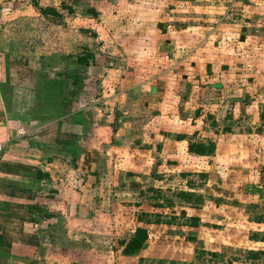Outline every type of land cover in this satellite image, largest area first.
Segmentation results:
<instances>
[{"label": "rangeland", "instance_id": "1", "mask_svg": "<svg viewBox=\"0 0 264 264\" xmlns=\"http://www.w3.org/2000/svg\"><path fill=\"white\" fill-rule=\"evenodd\" d=\"M40 3L56 13L27 9L9 16L0 30V39L9 42L0 47L11 59L9 86L17 92L8 93L11 100L13 94L17 99L21 92L36 90L22 97L27 100L33 94L40 107L59 101L64 108L74 104L88 113L90 127L128 121L132 137L115 152L116 142L106 137L104 158L94 160L92 167L98 166L99 172L92 170L80 193L86 177L78 171L81 180L72 183L69 195L81 198L68 197V207L61 201L55 207L56 190L46 191V202L38 210L45 221L35 241L25 245L36 248L10 264H264V240H258L264 237V0L217 4L216 24L225 31L233 29L242 40L235 39L233 62L219 69L222 76L216 81L229 89L233 83L244 94L239 91L227 98L222 90L217 95L222 101L212 107L206 92L215 79L213 69L206 66L194 83L186 70L189 81L173 76L171 70L179 68L164 47L166 39L177 38L179 29L200 26L202 32L194 41L200 40V47L197 42L192 51L195 64L204 70L208 52L201 43L208 41L212 30L207 28L215 23L213 0ZM239 26L246 27L241 29L245 37ZM244 38L241 48L238 42ZM83 53L90 56L78 63ZM17 59H24L25 69ZM184 68L190 69L188 64ZM225 74L230 76L226 79ZM152 85L170 90L166 98H159V111L142 104ZM195 85L204 91L193 92V98ZM204 98L201 111L194 114L193 102ZM227 99L235 104L230 113ZM175 108L186 112L179 109L175 115ZM184 135L212 141L213 158L186 157L184 141L176 151L171 148L172 153L161 151L163 138ZM184 192L187 199L180 195ZM191 217L194 225L188 223ZM136 227L146 230L143 246L133 255H123L122 242Z\"/></svg>", "mask_w": 264, "mask_h": 264}, {"label": "crops", "instance_id": "2", "mask_svg": "<svg viewBox=\"0 0 264 264\" xmlns=\"http://www.w3.org/2000/svg\"><path fill=\"white\" fill-rule=\"evenodd\" d=\"M40 1L36 0L37 5L43 6ZM228 1L213 0V14L217 13V9L220 8L217 4ZM214 2H216L215 5ZM27 9H36L38 11L31 2H26V0H0V30H4L7 26L8 20L6 19L9 16L21 14L22 11ZM227 10L228 8L225 9V11ZM215 18L216 14L213 15L214 26L207 28L212 30L208 33L209 36L206 37L208 41L203 40L201 43V46H204L203 49L208 52L206 53L208 57L202 58L205 61L203 65L204 70L201 69L200 64H195L193 59L195 55L192 51L197 42L199 44L196 48L200 47V40L194 42L195 36L202 32L200 26L179 29L176 32L177 38L166 39L164 47L170 51L171 61L176 63L179 68L178 70H171L173 76L180 75L183 80L188 79L189 81V77L185 75L184 70H186L190 74H193L194 77L189 82L194 83L197 82L196 76L201 77L200 74L205 72L206 66L210 70L213 69V77L215 79L207 87V90L211 89L212 93L211 91L206 92L209 95V103H214V105L210 104V107L217 106L216 103L222 101L221 97L217 96L220 94L218 92L225 90L228 93L227 98L228 96L230 98L234 93L240 91L233 83L230 84L229 89L225 85L221 86L216 81L221 74L219 69L221 67L225 68L228 60L233 62L232 57L238 47L234 41L239 36L237 37L231 28L225 31L222 24H216L218 19ZM169 19L171 18L168 17L167 20ZM166 28H172L170 22L166 24ZM241 28L246 27L239 26L240 35L245 37ZM225 29L227 28L225 27ZM245 40L244 38L243 43L238 42L241 48H243L242 45L245 44ZM8 44L9 42H3L0 39V47ZM208 45H210V48ZM244 48H248L247 45ZM1 51L2 48H0V264H10L11 261L19 263V259H21L20 255H23L26 250L34 251V248H36L35 245H31L33 247L26 249L25 245L32 244L35 241L36 235L39 233L38 227L45 221L38 214V210H40L41 203L46 202V191H49L50 188L53 191L56 190V192H52L54 193L52 199L54 201L52 202L55 207L58 206L57 204H60L59 201L66 203L68 207L71 204V198L68 199V197H73V195H69L73 190L72 183L74 181L77 182V179L79 180L78 171L82 173L83 177H86L81 182V187L78 188V192L80 193L81 191L79 190L87 186L86 183L91 176L92 170L99 172L98 166L94 167L95 169L92 167L94 160L98 161L101 157L102 159L104 158L102 152L105 148L102 144L106 141V137L109 140L112 137L116 142V144L114 143L115 147L113 146V151L115 152L120 150L124 140L126 141L128 137L132 136L127 131V127L129 126L128 121L122 122L116 119L113 123L111 121V123H103L101 126L100 124H92L90 127L88 124V113L83 109L73 107L74 104L70 108L69 106L64 108L65 104L59 101L56 104H47L45 107L38 105V107L35 104V96L32 97L33 94L27 100L22 97V93L31 94L36 90L21 92L20 98L17 99L13 94L14 97L11 100L9 96L10 92L17 93L11 90L14 85L12 87L9 86L11 59L5 58V55ZM16 62L23 69L26 68L24 59H17ZM186 64L189 65V70L184 68ZM228 76L230 75L225 74L224 78L227 79ZM228 80L232 81L233 79L229 77ZM196 85L190 95L193 98L195 97L193 92H197L198 90L204 91L201 85ZM167 94H170V90L166 89L165 86L159 90L158 86L152 85L145 94L146 97H144L142 104L145 105L146 102L145 106L147 108H157L159 111V98H163L164 96L166 98ZM242 94L244 93L242 92ZM235 98H233V101H236ZM20 100L21 103H17ZM205 100L204 98L193 102L195 106L194 114H197L199 110L201 111L200 106H202L201 104ZM226 101L229 102L228 99ZM168 106V104H162L163 108ZM229 107L226 108L227 111L228 109H233L235 104L229 102ZM179 109H172L175 115H177L176 113ZM180 110L186 112L184 108ZM209 112V114L213 113ZM228 112L230 113V111ZM208 117L214 120L212 115ZM261 125H264V120ZM180 137L183 138L173 139L169 136L163 138L160 142L161 151L172 153L170 149L174 147L176 151V146L184 141L185 154H183L186 157L213 158V154L195 155L188 152L187 141L195 139L187 135ZM91 140L92 143L96 140L97 144H92ZM210 168H212V165H210ZM187 172L185 171L184 173L186 174ZM145 177L148 179L147 175ZM136 179H139V177H136ZM79 197L81 198V194H78V197L74 195L73 198L79 199ZM80 205H82L81 199Z\"/></svg>", "mask_w": 264, "mask_h": 264}, {"label": "trees", "instance_id": "3", "mask_svg": "<svg viewBox=\"0 0 264 264\" xmlns=\"http://www.w3.org/2000/svg\"><path fill=\"white\" fill-rule=\"evenodd\" d=\"M31 3L33 6H35L38 10V12L42 15L47 14H55L56 11L52 7H42L38 6L36 3V0H31ZM90 54L83 53L82 55H78L76 60L78 63H86L88 57ZM182 137H178V139H181ZM187 151L190 153H193L195 155H212L213 154V142L212 141H205L202 142L200 140H188L187 141ZM181 196L187 199L189 197L188 195L184 193H180ZM190 221L188 222L190 225H194L196 222L195 218H190ZM147 237L146 230L142 227H136L129 238L126 241L122 242V249L121 253L123 255H133L135 254L141 247L143 246V242ZM256 238V237H255ZM258 240L263 241L264 237L260 236L258 237Z\"/></svg>", "mask_w": 264, "mask_h": 264}, {"label": "water", "instance_id": "4", "mask_svg": "<svg viewBox=\"0 0 264 264\" xmlns=\"http://www.w3.org/2000/svg\"><path fill=\"white\" fill-rule=\"evenodd\" d=\"M242 30H244V28H241ZM240 40H242V37H240Z\"/></svg>", "mask_w": 264, "mask_h": 264}]
</instances>
